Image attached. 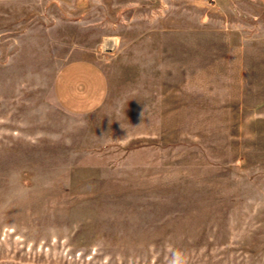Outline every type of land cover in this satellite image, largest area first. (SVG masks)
Returning <instances> with one entry per match:
<instances>
[{"label": "rangeland", "instance_id": "374dc122", "mask_svg": "<svg viewBox=\"0 0 264 264\" xmlns=\"http://www.w3.org/2000/svg\"><path fill=\"white\" fill-rule=\"evenodd\" d=\"M163 5L149 35L0 18V264H264V0ZM88 55L108 98L75 117L50 79Z\"/></svg>", "mask_w": 264, "mask_h": 264}, {"label": "crops", "instance_id": "0c3cea01", "mask_svg": "<svg viewBox=\"0 0 264 264\" xmlns=\"http://www.w3.org/2000/svg\"><path fill=\"white\" fill-rule=\"evenodd\" d=\"M167 2L168 0H0V18L6 19L8 24L10 19L17 20L13 25L18 31L21 30L18 34L23 38L33 35L35 30L41 28L51 32L56 25L50 20H61L65 25L77 23L85 27L86 31L90 28L102 34L109 33L111 26L114 32L124 28L125 20L129 19V23L140 20L145 27H150L145 33L149 35L159 30L154 25H162L164 22L167 12L163 4ZM109 4L112 6L109 7ZM197 17L199 23L201 19L200 16ZM35 20H48L50 24L42 27L39 23L35 24ZM70 20L80 21L73 23ZM89 20H95L96 23ZM91 22L93 26H90ZM8 33L15 32L8 30ZM50 83L57 106L71 116L92 115L107 102L109 81L105 67L97 56L65 59L53 71Z\"/></svg>", "mask_w": 264, "mask_h": 264}, {"label": "clouds", "instance_id": "9594fccd", "mask_svg": "<svg viewBox=\"0 0 264 264\" xmlns=\"http://www.w3.org/2000/svg\"><path fill=\"white\" fill-rule=\"evenodd\" d=\"M170 264H188L187 259L185 258L182 252H175Z\"/></svg>", "mask_w": 264, "mask_h": 264}, {"label": "bare ground", "instance_id": "6f19581e", "mask_svg": "<svg viewBox=\"0 0 264 264\" xmlns=\"http://www.w3.org/2000/svg\"><path fill=\"white\" fill-rule=\"evenodd\" d=\"M117 43L116 41H114V39H109L107 40V38L105 39V46L110 48V49H114L116 47Z\"/></svg>", "mask_w": 264, "mask_h": 264}, {"label": "built area", "instance_id": "2783aa9c", "mask_svg": "<svg viewBox=\"0 0 264 264\" xmlns=\"http://www.w3.org/2000/svg\"><path fill=\"white\" fill-rule=\"evenodd\" d=\"M102 48H103V51L109 52V53L113 52L116 49V47L114 49H110V48L106 47L105 42L103 43Z\"/></svg>", "mask_w": 264, "mask_h": 264}]
</instances>
